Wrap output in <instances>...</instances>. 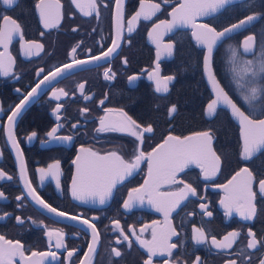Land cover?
Returning <instances> with one entry per match:
<instances>
[{"label": "flooded vegetation", "instance_id": "obj_1", "mask_svg": "<svg viewBox=\"0 0 264 264\" xmlns=\"http://www.w3.org/2000/svg\"><path fill=\"white\" fill-rule=\"evenodd\" d=\"M181 1L167 0V3H162V0H122L124 27L118 41L120 47L107 59L74 67L50 84L46 82L41 85L39 95L30 98L31 103L16 117L13 134L22 152L31 187L57 212L67 213L66 217H60L38 205L27 195L19 176L20 162L16 150L7 138V117L11 115L9 109H14L44 75L56 67L71 63V49L77 44L80 47L77 48L75 59L79 60L107 51L116 37V3L115 0H96L99 5L97 16L95 11L92 15L85 14L91 10L90 0H46V3L53 5L54 15L59 12L60 19L56 23L53 18L54 26L45 28L40 9L37 8L39 0H17L12 6H7L0 0V31H8L12 27L10 21L3 19L7 16L19 24L21 33L13 34L7 47L0 42V59L5 63L9 57L12 60L7 75L0 69V169L7 177H11L0 178V192L4 194L0 198V217H4L0 219V236L5 241H20L24 246V255L31 257V262L144 264L149 253L135 236L130 235L131 229L136 230L140 240L151 241L153 229L156 230L158 239L167 232L168 221L178 233L169 240L176 247L172 249L171 255L167 252L158 253L153 257V264H195L197 257L202 264H227L230 260H236L237 264H247L249 259L251 264H259L264 259V196L258 190V183L253 184L256 214L252 219H245L235 209L229 214L225 205L220 203L226 196L222 186L227 185L241 168L248 167L254 173L256 181L264 179V151L254 156L250 162H245L242 157L241 125L230 111L219 106L214 114L207 115V105L213 94L203 74L206 49L198 45L191 28H172L168 31L161 24V21L170 20L173 10ZM248 1H252L254 10L245 14L242 7ZM57 2L60 5L58 10L55 8ZM142 3L145 12L150 11L151 4H159L160 9L150 19L142 16L129 33L127 20L141 10ZM258 3L259 0L235 2L197 22L220 31L248 15L259 16L250 27L232 34L230 39L217 46L213 53V67L218 80L233 101L246 114L253 115V118H264L258 112L253 114L250 111L240 98L236 83V78L243 76L242 62L255 59L252 54L243 53V38L249 34L256 35L257 48L258 34L264 32V13L262 15L257 11ZM156 25L160 27L154 32ZM31 41L43 45V50L38 55L25 54V46ZM158 43L161 45L159 60ZM165 44L173 45L171 55L163 48ZM230 46L240 50L236 64L232 62ZM88 49H91V53H87ZM125 59L126 64L123 62ZM157 63L161 76L175 77L169 83V91L166 93L157 92L155 82L149 78ZM40 69L44 72L38 76ZM106 70H110V75L114 74L112 79L105 78ZM130 77H135V80L130 81ZM241 82H247V77ZM80 84H84L83 92L79 89ZM61 88L68 95L56 99L52 93ZM101 100L104 101L103 104L100 103ZM57 104L62 105L58 114L54 112ZM173 104L177 106V111L169 116V108ZM83 109L88 111L83 112ZM107 109L114 110L110 114L111 119L120 120L122 110L137 124L144 127L151 125L153 132L146 133L141 143L129 132L98 131L100 118L106 115ZM58 124L62 126L55 136H72L71 141L47 135ZM205 131L210 132L213 137L212 148L221 161L219 171L206 178L200 164L190 163L183 171L178 172L177 181L191 184L196 189V195H189L186 200L181 201L170 212L167 221L164 212L149 203L147 193L143 195V203H134L130 209L123 207L129 192L133 188H140L148 179L147 160L142 161L130 177L126 176L116 185L112 196L104 204H100L98 199L80 200L72 195V181L77 175L74 162L77 155L81 154V146L100 155L117 151L126 161L131 162L139 150L146 154L152 152L169 135L184 138ZM32 132L37 135L29 139ZM56 161H59V182L51 174L41 181L37 170L47 169ZM180 187L183 184H161L159 192H176ZM17 197L23 199L17 200ZM201 204H206L207 209H201ZM205 211L212 215H205ZM16 217H20L23 223H18ZM84 220L94 224L100 234L95 253L88 252L92 243V231L83 223ZM117 220L124 233L129 234L130 246L127 241H123L120 231L116 229L114 221ZM194 228L205 231L207 242L197 244L192 239ZM140 229L145 230L141 232ZM249 229L262 242L258 249H247ZM48 230H62L66 247L57 249L55 238L50 245L46 236ZM230 232L240 234L232 249L218 250L210 244L213 236L222 240ZM3 243L4 241H0V244ZM113 248L121 252V257L114 256ZM50 251L56 253L55 258L32 257V252ZM70 251L73 254L69 257ZM241 252L244 253L243 256L240 255ZM86 253L89 259L85 258ZM13 264L25 262L16 257Z\"/></svg>", "mask_w": 264, "mask_h": 264}, {"label": "snow or ice", "instance_id": "obj_2", "mask_svg": "<svg viewBox=\"0 0 264 264\" xmlns=\"http://www.w3.org/2000/svg\"><path fill=\"white\" fill-rule=\"evenodd\" d=\"M2 2L7 6L14 5L17 0H2ZM116 3V37L112 40V46L107 49V51H102L100 55H90L88 59L79 60L75 59V54L77 48L71 49V54L73 56L72 62L64 64L62 67H56L53 71L44 75L35 87L31 89L20 101L19 104L15 106L14 109H9L11 115L7 117L8 119V140L11 142L12 147L16 150L17 157L20 162L19 176L22 180L24 187L26 189L27 195L31 199L42 206L43 208L56 213L60 217H66L67 213L57 212V209L52 208L50 204L43 200L42 197L36 192L34 188L31 187V182L29 181L26 174V165L24 163L22 152L19 148V144L13 134V125L15 124L16 117L21 113L28 103H31L30 98H35L39 95L38 90L41 85L51 83L58 77L62 76L67 71L73 69L74 67H79L84 64L99 61L101 59H107L111 56L117 48L120 47L118 41L121 39L122 30L124 27V19L122 12V0H115ZM162 3H167V0H162ZM233 0H184V3L180 4L179 10L174 9L172 12L171 21H161L162 25H165L168 31H171L173 27L178 25L191 24L196 31L193 35L196 37L197 41L206 46L207 55L204 57V68L208 74V78L211 82L212 88L215 93V98L212 99L207 105V115L211 116L214 114L218 106H224L230 109L231 114L235 117L240 125L243 138V151L242 157L245 162H250L254 156L258 155L260 152L264 151V118H253V115L246 114L241 108L236 104L235 101L228 95V92L221 87L219 81L216 80L214 73L211 69V58L213 54V49L218 43H222L224 40L230 39L232 34L240 29H246L249 24L257 19L255 14L247 16L244 20H241L238 24H233L228 28H224L222 31H217L216 28L211 27L208 24H196L195 20L198 16H208L218 10L223 9L229 4H232ZM79 6V5H78ZM106 6V5H104ZM60 7L59 3L55 5L58 10ZM37 8L40 9V16L43 20L45 28L53 27V18L55 22H59V12L57 11L54 15L53 5L46 3V0H39ZM89 8L90 11L86 12V15H92L95 11L96 15L99 16V5H97L96 0H90ZM150 11L145 12L143 3L141 4V10L137 11L133 16L127 20V31L131 33L134 28V24L139 21L143 16L145 19H150L156 11L160 9L159 4H151L149 6ZM83 11V7H81ZM5 21H10L12 27L8 31H0V42L4 43L7 47V42L12 39L13 34H21L20 26L15 20H11L10 17H3ZM160 25H156L153 31L155 32ZM75 30V29H74ZM151 36L152 33H149ZM259 43L257 48L253 47L256 42V35H249L242 42V51L245 54H252L254 60H244L242 62L241 72L242 77L236 78V83L238 85V90L240 92V98L248 106L250 111L255 114L259 113L261 117H264V32L259 34ZM159 40V35L157 36ZM161 45L157 44V60L161 55L160 52ZM163 48L166 50L168 55L172 54V44H165ZM232 62L236 64L239 55V49L230 46ZM43 50V45L31 41L25 46V54L28 56L38 55L40 51ZM87 53H91V49L87 50ZM125 64L127 60L123 61ZM12 64L11 57L8 58L7 63L3 59H0V69L3 70L4 74L7 75ZM44 70L40 69L37 72L39 76ZM106 79H112L114 74L110 75V70H106L104 73ZM247 77V82L242 83L241 80ZM149 78L155 82V89L157 92H168L169 83L175 80L174 76H161L159 63L156 64L153 72L149 74ZM131 80H135V77H130ZM79 89L83 92L84 84L79 85ZM19 91V90H17ZM68 93L64 89H58L53 91L52 96L59 99L60 96H67ZM107 98V97H106ZM88 99V97H85ZM259 102V103H257ZM101 104L104 103L103 100L100 101ZM62 105L57 104L54 109L55 113H59ZM83 112H87V109H83ZM177 106L175 104L171 105L169 108V116L176 113ZM113 109H107L106 115L100 118V128L98 131H118V132H129L132 136L137 137L142 143L143 137L146 133H152L153 128L151 125L144 127L128 117L126 113L120 111V120H113L110 118V114L113 113ZM57 119L59 116L57 115ZM62 125H57L53 128L47 135L55 139H63L66 141H71L72 136L56 137L55 134L59 127ZM76 127V125H73ZM37 134L32 132L29 139H32ZM213 137L210 132L205 131L201 133H196L194 136H187L184 138L178 136L169 135L163 142V144L158 145L154 148L152 152L144 153L139 150L137 154H134L131 162L126 161L122 156L119 155L117 151H111L104 155H100L91 149L84 148L81 146L80 155H77L76 163L77 175L72 181V195L73 197L80 200L92 199L93 201L98 199L100 204H104L111 196L113 189L116 185L125 179V177H130L133 172L139 168L142 161L147 160L148 162V179L145 180L144 184L140 188H133L129 192L128 199L124 201L123 207L125 209H130L133 207L134 203H143V195L147 193L149 196V203L154 204L157 210L164 212L165 218L170 212L175 210L181 203V201L186 200L189 195L195 196L196 189L188 183L183 181H177V173L183 171L185 167L190 163L200 164L201 168L204 170V176L207 178L209 176H214L220 167V157L215 153L212 148ZM40 173V180L43 181L46 176L53 175L59 182V161L55 164H51L47 169H38ZM7 177V174L0 169V178ZM11 179V177H7ZM239 178V179H238ZM177 183L183 184L176 192L161 193L159 188L161 184L174 185ZM258 183V190L262 196H264V179L256 181L254 173L248 168H241L227 185H223L225 188L226 196L224 200L220 203L224 204L231 214L232 210L235 209L241 216L245 219H252L256 214L255 207V197L256 193L253 191V184ZM135 194V195H134ZM4 194L0 192V198H3ZM23 197H17V200H22ZM200 208L203 210L207 209L206 204H201ZM207 216H211L212 213L205 211ZM7 214H5L6 216ZM4 217H0L3 219ZM72 219H79V217H72ZM18 223H23L20 217H16ZM84 224L88 225L92 231V243L88 247L89 253H95L96 245L99 243V232L97 231L94 224L90 221L84 220ZM155 223V222H154ZM116 229H118L122 235L123 241H127L129 246L131 245V240L129 234L124 233L123 228H121L119 221H114ZM145 229H140L143 232ZM192 239L197 244H203L207 242V236L202 228L193 229ZM131 236H135L136 240L147 249L149 255L148 259L144 264H153V257L158 253L163 254L167 252L171 255L172 249L176 247L175 244H170L169 240L172 236H177L178 233L175 228L171 227L170 221L167 222V232L163 234L159 239L157 237V232L153 229L152 240H140V237L136 235V230L131 229ZM240 234L238 232H230L223 237L222 240H217L215 236L211 238L210 244L215 246L218 250L232 249L233 244L236 242ZM46 236L49 239V244H52L53 238H55V247L57 249L66 247L64 243V233L62 230H48ZM248 236L250 239L247 241V249H258V245L262 244L255 238V233L250 229L248 231ZM0 241H4L0 244V264H13L16 257H20L25 264H30L31 257H26L24 255V246L20 241H5L3 236H0ZM118 243L120 240L118 239ZM112 253L116 258L121 257V252L113 248ZM73 253L68 252L70 257ZM241 256L244 255L243 252L240 253ZM47 257L51 256L55 258V252L47 253H37L32 252V257ZM85 258L89 259L88 254H85ZM35 264V262H31ZM82 264L84 262L82 261ZM195 264H202L199 257L196 258ZM227 264H237L236 260H230ZM247 264H251L250 259ZM259 264H264V259H261Z\"/></svg>", "mask_w": 264, "mask_h": 264}, {"label": "water", "instance_id": "obj_3", "mask_svg": "<svg viewBox=\"0 0 264 264\" xmlns=\"http://www.w3.org/2000/svg\"><path fill=\"white\" fill-rule=\"evenodd\" d=\"M239 1H244V0H233V3H235V2H239ZM182 3H184V0H182L181 1V3L180 4H182ZM180 4L175 8L176 10H179V6H180ZM222 10V9H221ZM221 10H218L217 12H219V11H221ZM217 12H215V13H213V14H216ZM213 14H211V15H213ZM211 15H208V16H198L197 18H196V20H195V23L196 24H199L197 21L198 20H201V19H204V18H207V17H209V16H211ZM251 15H253V14H251ZM256 15V14H255ZM249 16V15H248ZM257 16V19L256 20H254L251 24H249L248 26H247V28L248 27H250L254 22H256L257 20H258V18H259V16L258 15H256ZM247 17V16H246ZM246 17H244V18H242V19H240V20H238L237 22H235V23H233V24H238L241 20H244ZM172 20V15H171V17H170V20H168V21H171ZM233 24H231V25H233ZM231 25H229V26H227L226 28H228V27H230ZM164 28H166V26L164 25ZM174 29H176V28H191L193 31H192V34H193V32L194 31H196V29H194L193 27H192V25L191 24H187V25H178V26H175V27H173ZM223 30V29H222ZM222 30H220V31H222ZM242 30H244V29H240V30H238L237 32H239V31H242ZM218 31V30H217ZM237 32H235V33H237ZM234 34V33H233ZM249 35H254V34H249ZM249 35H247V36H245L244 38H243V40H242V42L245 40V38L246 37H248ZM193 37H194V39L197 41V39H196V37L193 35ZM197 43H198V45L200 46V47H202V48H205L206 49V46H204V45H201L198 41H197ZM220 43H218L217 44V46L219 45ZM217 46H215L214 47V49H213V53H214V51H215V49L217 48ZM253 47L254 48H256V42L253 44ZM241 49H242V45H241ZM248 54H250V53H248ZM207 55V49H206V53H205V56ZM204 56V57H205ZM211 69H212V72L214 73V75H215V78H216V80L217 81H219L218 80V77H217V75L215 74V71H214V67H213V54H212V58H211ZM203 74H204V77H205V79H206V81H207V83H208V86H209V88H210V90H211V92H212V94H213V98L212 99H214L215 98V93H214V90H213V88H212V85H211V82H210V80H209V78H208V74H207V72H206V70H205V68H204V61H203ZM219 83H220V81H219ZM220 85H221V87H223L222 86V84L220 83ZM224 88V87H223ZM225 90V89H224ZM226 91V90H225ZM227 92V91H226ZM229 95V94H228ZM211 99V100H212ZM219 107V106H218ZM220 107H224V106H220ZM226 108V107H225ZM228 109V108H227ZM229 111H230V109H228ZM242 110V109H241ZM243 111V110H242ZM230 113H231V111H230ZM232 115V114H231ZM233 117V116H232ZM238 123H239V121L235 118V117H233ZM240 124V123H239ZM188 136H194V134L193 135H188ZM187 137V136H186ZM243 139V138H242ZM161 144H163V142L161 143ZM160 144V145H161Z\"/></svg>", "mask_w": 264, "mask_h": 264}, {"label": "trees", "instance_id": "obj_4", "mask_svg": "<svg viewBox=\"0 0 264 264\" xmlns=\"http://www.w3.org/2000/svg\"><path fill=\"white\" fill-rule=\"evenodd\" d=\"M251 5H252V1H248V2L246 3V5H244V6L242 7V12L245 13V14H247V13H249V12H252V11L254 10V8H253ZM257 11H258L259 13H262V15H263V13H264V0H259L258 6H257ZM259 39H260V38H259ZM185 116H186V114H185ZM187 117H189L190 119H192L190 115H187ZM186 119H187V118H186ZM186 119L183 120V121L185 122Z\"/></svg>", "mask_w": 264, "mask_h": 264}, {"label": "rangeland", "instance_id": "obj_5", "mask_svg": "<svg viewBox=\"0 0 264 264\" xmlns=\"http://www.w3.org/2000/svg\"><path fill=\"white\" fill-rule=\"evenodd\" d=\"M245 78V77H244Z\"/></svg>", "mask_w": 264, "mask_h": 264}]
</instances>
